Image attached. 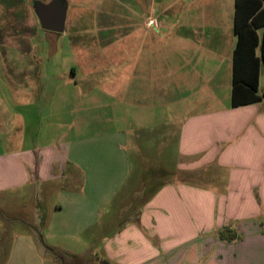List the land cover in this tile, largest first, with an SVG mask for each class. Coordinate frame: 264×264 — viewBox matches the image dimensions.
<instances>
[{
    "label": "crops",
    "instance_id": "crops-1",
    "mask_svg": "<svg viewBox=\"0 0 264 264\" xmlns=\"http://www.w3.org/2000/svg\"><path fill=\"white\" fill-rule=\"evenodd\" d=\"M33 1L0 0V43L16 57L12 68L3 66L14 94L0 98V133L16 129V137L0 139L7 151L0 154V197L31 204L27 227H12L5 238L0 225V262L44 264L40 242L48 253L83 257L110 208L125 213L127 199L140 196L142 205L95 252L101 262L264 264V99L232 107L236 0H65L64 33L80 30L78 64L66 72H80L86 85L110 72L98 85L112 102L104 118L114 130L99 137L86 135L88 100L66 115L72 101L60 98L59 115L69 123L59 121L57 130L58 102L39 83L40 67L19 63L24 11ZM85 24H95L93 33ZM117 24L126 30L117 32ZM253 28L248 41L258 45L254 53L251 44L244 48L238 67L259 69L263 97L264 0ZM122 33L127 47L117 48ZM27 129L46 138L27 140Z\"/></svg>",
    "mask_w": 264,
    "mask_h": 264
},
{
    "label": "rangeland",
    "instance_id": "rangeland-1",
    "mask_svg": "<svg viewBox=\"0 0 264 264\" xmlns=\"http://www.w3.org/2000/svg\"><path fill=\"white\" fill-rule=\"evenodd\" d=\"M30 2V0H27ZM53 0H34V6L31 9V12H28V8H25L24 11V22L22 23V29L25 34V38L23 40L24 44V54L19 63L27 67L31 66H38L40 67V76H39V83L41 85L48 84L49 88L48 91L50 94L49 97H54L57 100L56 104V129L62 130V126H59V121L63 123V119L66 124L69 123V117H67V110L70 107H74L75 105H79V99L81 100H88V115H89V123H88V136L96 137L111 134L113 132L112 121L110 119L104 118L108 112L110 111L112 102L109 100H104L101 94V89L99 88L98 84L107 80L106 75L108 76L110 72H99L101 74H94L91 76L87 83L83 82V77L81 76L80 72H77V76H72L71 74L67 73L66 70L72 66L78 64V57L76 53H78V48L80 40L74 38V36L79 34L80 30H73L71 32H67L69 26L67 27V31L65 33H52L47 32L41 28L40 22L37 20L35 5L36 3L40 2L43 4H50ZM87 25V26H86ZM95 24H85L86 31H91L93 33V27ZM126 24H117L115 30L118 31H125ZM37 30V33H36ZM96 32V31H95ZM94 32V33H95ZM121 37L119 40L115 41V46L117 48H126L127 47V38L126 34H120ZM11 46L5 45L4 43H0V98L7 99L11 98L14 94V87L7 86L8 83L6 77L3 75L4 70L3 66L5 62L9 63L8 65L11 67V64H15L16 61L14 60L16 57L10 54ZM6 53V54H4ZM18 57V58H19ZM98 73V72H97ZM29 76L25 79V83L27 85H31L33 83L32 76L30 72H28ZM54 75V76H53ZM26 77V76H25ZM33 88H35L33 86ZM175 86H169L170 92L175 91ZM109 95V94H108ZM60 98L66 100L69 98L72 102L66 110V115H59L60 110L64 108V103H60ZM97 98V99H96ZM94 100V101H92ZM95 100L97 102H95ZM103 100L105 103H103ZM67 105V104H66ZM97 106L98 108H95ZM100 112L98 118L93 117L94 112ZM175 127L176 126H169ZM28 133L26 135L27 140H31L35 138L36 143L37 141H42V139L46 138L43 134L39 137L35 136V131L32 129H27ZM4 133V132H3ZM16 129L6 130L4 134L0 133L1 140H12L16 136ZM61 135L59 131L53 137V140L57 142ZM74 135L69 136V139H74ZM108 136H103V142L108 143L110 138ZM107 138V139H105ZM39 139V140H37ZM60 140V139H59ZM170 141V140H169ZM7 151L0 150V154L5 153ZM148 170L153 171L152 168H147ZM170 169V167H169ZM175 175V174H174ZM174 175L169 174L166 179L171 180ZM191 177V175L187 174L186 172L182 174V177ZM131 183L127 184L130 186ZM126 190V189H125ZM26 192V191H25ZM14 196L10 194L8 198L0 197V225L3 228V236L6 238V232L8 234L11 233L10 228L15 226L19 227H27L28 222L31 221V204L30 202L19 201ZM128 203L132 206L126 208V212L123 213L121 207L114 205L111 210V214L105 216L103 228L100 232V237L93 243L86 248V253L83 257L74 256L72 254L56 251L52 253H48V249L40 242L39 245V253L44 258V264H106L105 262H101L96 257L95 252L102 251L103 249V240L117 231V229L122 226L126 221L129 219V214L131 211L137 209L142 205L143 199L142 197L138 198H129L127 199ZM133 207V210L130 208ZM112 213L114 218L117 219L112 227H106V224L109 222L108 220L112 218ZM116 214V215H115ZM19 219V220H17ZM7 230V231H6ZM2 264V262H0ZM15 264V263H14Z\"/></svg>",
    "mask_w": 264,
    "mask_h": 264
},
{
    "label": "trees",
    "instance_id": "trees-1",
    "mask_svg": "<svg viewBox=\"0 0 264 264\" xmlns=\"http://www.w3.org/2000/svg\"><path fill=\"white\" fill-rule=\"evenodd\" d=\"M236 0V17H235V33L239 38L238 46L235 52V64L233 71V89H232V107L239 108L255 103H259L264 99L259 92V69L252 72H244L238 67V61L244 48L251 46L254 53L258 45L257 39L250 43L249 38L255 35L253 28L255 24V16L259 9L263 6V0ZM251 3V4H249Z\"/></svg>",
    "mask_w": 264,
    "mask_h": 264
},
{
    "label": "water",
    "instance_id": "water-1",
    "mask_svg": "<svg viewBox=\"0 0 264 264\" xmlns=\"http://www.w3.org/2000/svg\"><path fill=\"white\" fill-rule=\"evenodd\" d=\"M35 11L41 28L47 32L64 33L67 18L65 0H53L50 4L36 3Z\"/></svg>",
    "mask_w": 264,
    "mask_h": 264
},
{
    "label": "built area",
    "instance_id": "built-area-1",
    "mask_svg": "<svg viewBox=\"0 0 264 264\" xmlns=\"http://www.w3.org/2000/svg\"><path fill=\"white\" fill-rule=\"evenodd\" d=\"M149 25H156L154 21H151Z\"/></svg>",
    "mask_w": 264,
    "mask_h": 264
}]
</instances>
